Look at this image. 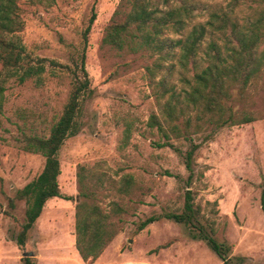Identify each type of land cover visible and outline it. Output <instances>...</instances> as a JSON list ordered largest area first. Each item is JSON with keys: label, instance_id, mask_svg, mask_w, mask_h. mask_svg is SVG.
<instances>
[{"label": "rangeland", "instance_id": "374dc122", "mask_svg": "<svg viewBox=\"0 0 264 264\" xmlns=\"http://www.w3.org/2000/svg\"><path fill=\"white\" fill-rule=\"evenodd\" d=\"M164 1L151 0V5L159 3L166 11ZM199 1L202 6H226L230 0ZM17 4L25 22L19 35L27 59L47 61L41 80L33 76L19 82L13 77L5 83L0 108V264H22L27 252H32L36 264H225L202 238V228L165 218L167 212L183 211L188 186L195 192L200 224L231 246L230 260L264 264V69L243 98L237 97L236 89L228 102L255 120L228 123L208 140L204 135L211 127L175 137L162 112L172 88L181 92L187 87L177 59L157 66L159 54L137 43L141 36L135 26L125 35L124 48L104 42L109 26L127 18L133 0H18ZM94 12L96 19L85 37ZM168 35L183 36L173 31ZM83 53L92 92L83 102L80 132L67 138L58 152L60 188L73 199H48L20 246L17 236L27 203L16 197L17 192L41 173L46 162L42 153L28 148L29 137L50 135L69 101L73 70L78 66L81 72ZM170 64L175 68L168 72ZM152 116L164 129L151 124ZM178 122L185 126L184 118ZM192 143L199 148L190 185L185 154ZM125 178L133 184L119 192V180ZM82 190L106 212L114 208L112 201L124 209L112 212L118 233L93 261L84 260L76 246ZM151 215L161 219L138 230Z\"/></svg>", "mask_w": 264, "mask_h": 264}, {"label": "trees", "instance_id": "16d2710c", "mask_svg": "<svg viewBox=\"0 0 264 264\" xmlns=\"http://www.w3.org/2000/svg\"><path fill=\"white\" fill-rule=\"evenodd\" d=\"M17 1L0 0V108L5 83L9 79L16 77L19 82H24L34 76L39 81L46 70V58L27 59L28 54L19 35L25 22L18 12ZM247 1L251 3L247 4ZM164 2L168 7L166 11L158 7L159 3L152 6L151 0H133L127 18L109 26L104 42L124 48L128 43L125 35L135 26L141 36L137 43L146 45L159 54L157 66L163 67V62L177 59L182 69L181 81L187 84V87H182L181 92L172 88L162 112L164 122L170 126L174 136L204 133L211 127L204 135V140H208L228 123L239 124L255 120L248 112H237L228 102L233 99V91L236 89L237 97L243 98L250 84L264 69V0H230L226 6H220L218 3L202 6L199 5V0ZM243 5H246V8ZM202 15L207 16L204 21H194ZM95 19L94 12L90 17V24L85 29V37ZM170 31L183 36L170 37ZM174 68V64H170L166 69L169 72ZM80 70L81 72L78 71V66L73 70L75 79L69 101L52 127L50 135L45 138L29 137L28 148L42 153L46 162L41 173L17 192L16 197L24 199L27 203L26 219L17 236L20 246L25 245L28 233L40 217L48 199H73V196L63 194L60 188L59 176L62 170L58 152L67 138L80 132L79 116L83 102L92 92L84 53ZM190 71H193L191 76ZM162 83L166 84V79ZM168 91L169 89L165 90ZM192 112L194 115L190 114ZM182 118L185 121L184 127L178 122ZM151 124H157L160 129H164L156 116H152ZM164 133L169 136L167 131ZM198 148L199 144L192 143L185 154L190 185L195 174V153ZM81 180L82 173L79 174V181ZM119 183V192H124L133 184L131 178L121 179ZM194 193L188 186L183 211L167 212L165 218L202 228V238L208 245L225 264H234L228 257L231 246L219 242L213 234L205 232L200 224L202 216L194 205ZM80 195L83 199L77 203L76 246L84 260L93 261L117 235V223L110 217L112 212L116 214L122 208L118 202L112 201L114 208L106 212L97 202L90 200L91 193L82 190ZM13 201L12 198L10 202ZM261 207L264 212V186ZM159 219L160 216H148L139 223L138 230L141 231ZM22 264L36 263L33 257L24 256Z\"/></svg>", "mask_w": 264, "mask_h": 264}, {"label": "water", "instance_id": "95a60500", "mask_svg": "<svg viewBox=\"0 0 264 264\" xmlns=\"http://www.w3.org/2000/svg\"><path fill=\"white\" fill-rule=\"evenodd\" d=\"M25 255L30 256V255H32V252H27Z\"/></svg>", "mask_w": 264, "mask_h": 264}]
</instances>
